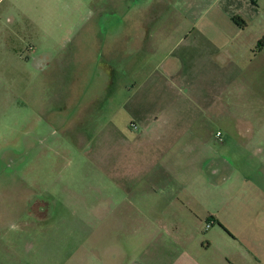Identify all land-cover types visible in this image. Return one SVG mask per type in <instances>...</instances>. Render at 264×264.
I'll return each mask as SVG.
<instances>
[{
  "label": "rangeland",
  "instance_id": "rangeland-1",
  "mask_svg": "<svg viewBox=\"0 0 264 264\" xmlns=\"http://www.w3.org/2000/svg\"><path fill=\"white\" fill-rule=\"evenodd\" d=\"M96 6V0L0 1V264H126L124 235L118 251L109 249L118 242L113 197L173 194L152 191L150 167L169 176L167 189L178 197H199L218 212L215 229L224 228L235 246L228 255L236 252L240 264L264 258V212L257 211L264 210V169L248 167L252 129L238 136L233 117L264 118V49L243 53L227 89L212 85L207 118L167 138L132 119L142 99L134 87L160 68L168 77L167 65L185 59L187 43L178 45L184 28L148 17L151 38L142 49L130 43L120 15L100 17ZM262 13L263 26L255 27L264 30ZM217 132L224 139L232 134L225 143L242 152L231 153L228 184L227 173L214 175L209 165L220 162ZM259 174L261 184L253 186ZM110 251L118 252L115 262Z\"/></svg>",
  "mask_w": 264,
  "mask_h": 264
},
{
  "label": "crops",
  "instance_id": "crops-1",
  "mask_svg": "<svg viewBox=\"0 0 264 264\" xmlns=\"http://www.w3.org/2000/svg\"><path fill=\"white\" fill-rule=\"evenodd\" d=\"M96 5L100 17L102 11L109 15V19L120 15L130 43L140 42L142 49L151 38L148 17L160 21L158 25L180 26V31L184 28L178 45L187 43L185 47L189 50L185 59L181 60L179 56L174 63L167 65L165 73L169 74L168 77L159 72L160 68L152 71L145 83L134 87L135 96L142 99L135 102L132 119L151 125L167 138H175L181 129L210 115L214 104L212 85L227 86L230 83L228 75L238 74V66L243 61L239 58L244 56L243 53H254L264 35L263 29L255 27L263 26L260 19L264 0H96ZM149 7L152 12L146 15L147 11H144ZM236 17L239 18L238 23L233 20ZM247 40L248 44L244 45ZM152 48H155V43ZM230 51H233V56ZM223 114L221 112L222 121H230V115ZM233 117L238 123V136H247L244 130L252 129L253 147L248 149V154L252 153L246 160L251 159L248 167L258 166L253 172L256 173L264 169V118L258 115ZM232 137V134L227 135V139ZM216 138L224 144L220 162L217 165L213 161L209 165H213L214 175L227 173L224 183L228 184L233 182L232 174L228 173L232 165L231 153L239 155L242 152L230 150L223 133L221 137L216 134ZM156 141L157 144L161 142ZM151 168L147 176L156 183L152 191L157 194L163 191L161 196L165 191L173 194L169 197H113L117 225L112 233L116 234L119 243L114 241L112 244L116 245H110L109 249L118 251L121 243L118 239L124 235V252L129 260L126 264H240L236 252L232 256L225 252L226 248L235 246L227 243L224 228L215 229L221 222L218 212L199 197H178L173 190L167 189L173 186L169 176ZM248 180L250 177L247 176L243 181ZM259 184L260 174L255 175L253 186ZM117 185L121 186L120 183ZM129 195H133L132 191ZM258 199L253 197V200ZM197 203L202 209L196 207ZM226 203L229 204V199ZM257 208V211L264 212L261 206ZM211 221V228L206 230ZM226 222L231 225L233 219ZM236 243L239 242L236 240ZM239 247L241 250L245 248L242 243ZM117 256L118 252L110 251L113 262L119 258ZM247 264H264V258L253 255Z\"/></svg>",
  "mask_w": 264,
  "mask_h": 264
},
{
  "label": "trees",
  "instance_id": "trees-1",
  "mask_svg": "<svg viewBox=\"0 0 264 264\" xmlns=\"http://www.w3.org/2000/svg\"><path fill=\"white\" fill-rule=\"evenodd\" d=\"M233 20H234V22L238 23L239 18L236 17V18H234ZM257 49H259V50H263V49H264V36H263V38L259 41L258 46H257Z\"/></svg>",
  "mask_w": 264,
  "mask_h": 264
},
{
  "label": "built area",
  "instance_id": "built-area-1",
  "mask_svg": "<svg viewBox=\"0 0 264 264\" xmlns=\"http://www.w3.org/2000/svg\"><path fill=\"white\" fill-rule=\"evenodd\" d=\"M218 137H220V133H218ZM212 224H213V222H212V221H211V222H209V223L207 224V226H206V230L210 229V228H211V226H212Z\"/></svg>",
  "mask_w": 264,
  "mask_h": 264
},
{
  "label": "flooded vegetation",
  "instance_id": "flooded-vegetation-1",
  "mask_svg": "<svg viewBox=\"0 0 264 264\" xmlns=\"http://www.w3.org/2000/svg\"><path fill=\"white\" fill-rule=\"evenodd\" d=\"M31 50H33V48H31ZM34 51H35V49H34ZM46 66H44V65H39V68L40 69H43V68H45ZM218 133H220V137H221V132H218ZM218 133H217V136H218ZM44 206H46V203H44Z\"/></svg>",
  "mask_w": 264,
  "mask_h": 264
}]
</instances>
